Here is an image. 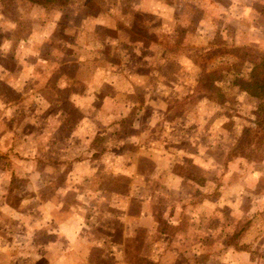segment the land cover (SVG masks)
I'll return each instance as SVG.
<instances>
[{"label": "crops", "instance_id": "0c3cea01", "mask_svg": "<svg viewBox=\"0 0 264 264\" xmlns=\"http://www.w3.org/2000/svg\"><path fill=\"white\" fill-rule=\"evenodd\" d=\"M39 1H45L44 5L38 4L37 0H22L28 7L29 19L25 25L27 36L19 41L21 44L29 42L31 45L28 47L33 49L29 51L35 56L34 63L25 65L27 70L24 73L27 76L22 88L29 83V87L23 89L28 92L27 95H33L30 102L35 108L48 112V116L45 115L39 122L51 127L47 124V118L51 119L49 123L53 126L50 131L53 133L36 138L33 141L34 150L26 145L28 137L17 138V142L21 141L22 146H26L17 155L4 152V141L0 136V264H90L87 262L88 250L84 251L86 245L82 243L80 248L75 240L83 218L77 221L73 208L78 202L85 204L84 197L87 203L94 200L105 203L107 183L103 174L116 182L112 185V193H125H111L122 208L123 218L118 220L119 234L132 231L131 240H135L136 232L144 233L138 236L145 241L140 244L144 247V256L152 263L162 264L161 251L154 252L151 244L156 238H166L170 234L168 231L178 227L183 220L180 213L189 215L187 224L192 225L194 234H197V226L202 223H198L197 219H201L200 211L216 203L213 197L217 195L220 185L213 183L222 178L221 183L226 184L223 179L233 174V169L226 171V167L234 165L235 160L233 157L228 160L226 152H221L220 162L218 155L213 152L208 154L207 149L216 148L210 136H204L207 146L201 148L193 140H201L202 137L190 133L193 139L184 150L180 147L183 138L179 135V127L174 128L178 135L175 138L165 134L158 139L149 138L135 147L138 142L135 118L146 112L155 118L151 123L153 125L157 115L165 117L170 109L165 102L160 105L155 103L151 94L156 90L147 88V80L161 77L164 73L161 70L170 65L177 68L179 61L171 62L169 60L176 58L163 57L156 65L160 70L155 68V72L125 78L122 72L116 71L119 67L117 56H112L110 51L103 56L102 50L106 46L117 47L118 44L139 47L144 39L135 34L148 37V33L161 30L157 27L161 21L162 28L168 31L175 29L173 27L179 24L175 23L177 20L173 23L170 18L175 7L179 13L188 12L190 16H196V0H145V5L141 0L137 7L129 3L124 7L127 11L125 16L129 18L128 25H123V19L117 17L116 0H112L113 6L112 2L107 3L110 8L113 7L111 10L95 8L97 3L101 4L99 0H66L62 4L58 0ZM49 3L53 5L50 9L47 6ZM215 6L219 9L217 22L227 27H231L233 22V29L242 31L243 46L252 44L264 50V0H229L224 7ZM56 11L58 16L54 26H45L49 24L45 19L40 20L41 28L35 25L38 16L44 18L49 14L54 15ZM32 13L35 15L32 16ZM146 15L152 17L155 23L157 20L160 23L148 25L142 20ZM22 22L20 20L19 24ZM179 23L189 25L188 21L180 20ZM100 31L113 32L117 36L125 32L129 37L128 40L104 39L99 36ZM234 40L235 44H239L236 43V36ZM46 66L52 69L48 75L42 74V67ZM29 67L37 68L31 70ZM188 74L192 75L190 83H194L197 73ZM146 77L148 79L143 82ZM123 81H127L129 87L132 83L136 84L135 88L139 85L143 87V94L147 96L144 106L132 104L131 97L130 106L125 108L126 103L121 105ZM175 88L171 89L173 92L170 94H175L174 97L180 93L177 85ZM158 96L162 97L153 95ZM46 98L48 100H44ZM5 108L8 109V106L5 105ZM3 124L2 111L0 126ZM55 131L60 135L55 136ZM122 132H125L124 136L120 135ZM187 158L189 163L185 165ZM110 164H113V172L107 171ZM142 166L146 169H142ZM85 167L87 173L82 169ZM59 175L65 178L58 180ZM122 176L127 177L126 187L117 182ZM39 177L47 178L48 182L42 183ZM97 193H103V197L99 199L95 196ZM203 193H208V199L196 202ZM121 197L124 203L120 205ZM97 216L96 221L100 224L101 216ZM243 231L244 228H238L231 236L227 234L226 238H233L234 234L241 237ZM97 245L102 246V243ZM228 246L234 247L233 244ZM104 248L103 252H99L103 257L110 258L112 264H126L119 257L122 250L116 251L115 244L109 242L108 247ZM234 253L244 254L239 251ZM191 257L194 262L193 255Z\"/></svg>", "mask_w": 264, "mask_h": 264}, {"label": "rangeland", "instance_id": "374dc122", "mask_svg": "<svg viewBox=\"0 0 264 264\" xmlns=\"http://www.w3.org/2000/svg\"><path fill=\"white\" fill-rule=\"evenodd\" d=\"M99 1L101 4L97 3L95 8L103 10L110 8L107 3L112 0ZM116 1L118 2L117 17L123 19V25H128L129 18L125 16L127 12L124 9L125 5L130 3L131 6L137 7L138 1L141 0ZM144 1H141L143 5H145ZM228 2L229 0H196L194 3L197 7L196 16H190L188 12L179 13L175 7L174 13L170 16L173 23L177 20L175 23L180 25H175L173 27L175 29L168 31L162 28L161 21V25L157 26L161 29L158 32L148 33V37L135 34L138 38L144 39L139 47L118 44L117 47L106 46L102 50L103 56L110 51L112 56L118 57L115 56L119 63L116 71L122 72L125 78L155 72V68L160 70L156 65L163 57L164 59L175 57L176 59L169 61H179L178 63L182 64H176L177 68L170 65L169 68L162 69L161 72L164 73L157 79L146 77L142 80L144 82L148 79L147 88L155 89L154 94L162 95V97H153L154 94H151L155 103L165 102V106L170 109L165 117L161 114L157 115L153 125L151 123L155 118H151L146 112L135 118L138 132L136 137L138 142L135 147L144 144L149 138L158 139L165 134L169 138H175L178 135L176 136L174 128L179 127V135L183 138L181 142L183 144L180 147L184 150L193 139L190 136L192 133L202 137L201 140H193L201 148L207 146L204 136H210L216 148L207 149L208 154L213 152L218 155L220 162L221 152H226L228 160L230 157H234L235 160L234 165L229 164L226 167V171L228 168L233 169L232 176L223 179L226 184L221 183L222 178L217 183H213V185H220L217 195L213 197L216 198V203L200 211L201 219H197L198 223H202H197L199 230L197 234H194L192 225L187 224L189 215L180 213V219L183 220L179 222L178 227L168 231L170 234L168 233L166 238H156L153 243L151 242L154 252L161 251L162 264H192L194 262L196 264H264V112L257 111L260 104L257 98L250 97L235 86V80L238 81L248 75L256 59L263 56L261 54H264V50L255 48L252 44L243 46L242 31H235L233 22L231 27L217 22L219 9L215 5L224 7ZM47 6L50 9L53 5L49 3ZM57 13L58 11L44 18L38 16L35 25L41 28L40 20L45 19L49 23L45 26H54ZM34 15L32 13V16ZM28 17V7L22 0H0V119L2 111L4 113V124L0 126V136H2V142L4 141V152L14 155L23 152L26 147L22 146L21 141L17 142V138L21 140L23 137H28L26 145L34 150L33 141L36 138H44L53 133L50 131L53 126L49 123L51 119L47 118V124L51 127H45L39 122L45 115L48 116V112L35 108L33 102H30L31 99L33 100V95H27L28 92L23 89L29 87V83L22 88L23 80L27 76L24 73L27 70L25 65H30L35 60L34 54L29 51V49L33 50L28 47L31 44L29 42L21 44L19 41L27 36L25 25L28 24ZM142 18L140 19L150 26H155L159 22L157 20L155 23V20L147 15ZM20 20L23 24H19ZM180 20L188 21L189 25L185 26L184 23L181 25ZM71 35L69 33L68 36L71 37ZM127 35L125 32H121L118 36L109 31L99 32V36L104 39L126 38L128 40ZM235 36L238 41L236 43L239 44H235ZM48 67H42L44 69L42 74L51 73L52 69ZM29 68L34 70L37 67ZM187 71L191 74L197 73L194 75L192 84L190 83L192 75H189ZM175 75L177 77L173 78ZM170 82L175 83L179 89L180 93L176 97H174L175 94L170 95L173 92L171 89L173 87L176 89V85ZM135 87V83L129 87L127 81L122 82L120 100L122 99L121 105L127 104L125 108L131 103H136L140 107L144 106L147 96L143 94L141 89L143 87L141 85L138 88ZM19 89H21L20 92H18ZM210 90L211 93L208 94L210 96L207 98L205 95ZM6 119L8 121L5 123ZM54 133L55 136L60 135L57 131ZM120 135L124 136L125 132ZM159 150L162 151V149ZM169 152L172 153V150ZM188 163L189 158L184 164L188 165ZM112 166L113 164L108 165L107 171L113 172ZM82 169L87 173L86 167ZM142 169L145 170L146 167L142 166ZM103 175L107 183L105 203H97L96 200L87 203L84 197L85 204L78 202L73 208L75 219L78 221L83 218V221L81 220L83 223H79L81 228L75 240L78 241L80 248L82 243L86 245L84 251L88 250L89 261L87 262L112 264L110 258L100 254L103 252V247L106 249L110 242L115 244L116 251L122 250L119 257L126 261V264H161L152 263L144 256V247L140 244L145 241L138 238L144 233L138 231V235L136 232L135 240H131L132 231L119 234L121 230L118 220L123 218L122 208L119 202L111 197L112 185L116 182L112 177ZM45 177H39L42 183L48 182ZM62 178L65 177L57 176L58 180ZM121 178L117 182H120L122 187H126L127 177ZM114 185L116 187V184ZM112 194L124 195L125 193ZM95 196L101 199L103 193H97ZM205 198L208 199V193H203L196 202L199 203ZM120 199L121 205L124 203V198ZM97 214L101 216L100 224L96 221ZM87 218H89L88 222H86ZM238 228H244L241 237L234 234L233 238L227 240V234L231 236V233ZM99 242L102 246L97 245ZM228 244H233L234 249ZM234 251L244 254L234 253ZM192 255L194 262L190 259Z\"/></svg>", "mask_w": 264, "mask_h": 264}, {"label": "trees", "instance_id": "16d2710c", "mask_svg": "<svg viewBox=\"0 0 264 264\" xmlns=\"http://www.w3.org/2000/svg\"><path fill=\"white\" fill-rule=\"evenodd\" d=\"M58 1L62 4V1L66 0ZM37 3L44 5L45 1L37 0ZM261 55L263 56L256 59L246 77L240 78L238 81L235 80V86L250 97L257 98L260 101L257 111L262 113L264 112V54ZM209 93L211 90L205 95L207 98L210 96Z\"/></svg>", "mask_w": 264, "mask_h": 264}]
</instances>
